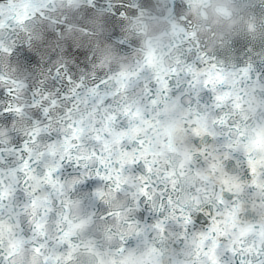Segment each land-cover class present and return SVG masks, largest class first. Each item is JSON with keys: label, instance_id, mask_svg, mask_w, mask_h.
<instances>
[{"label": "clouds", "instance_id": "9594fccd", "mask_svg": "<svg viewBox=\"0 0 264 264\" xmlns=\"http://www.w3.org/2000/svg\"><path fill=\"white\" fill-rule=\"evenodd\" d=\"M0 264H264V0H0Z\"/></svg>", "mask_w": 264, "mask_h": 264}]
</instances>
